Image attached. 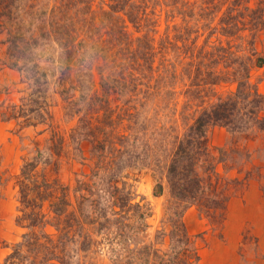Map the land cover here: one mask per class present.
Here are the masks:
<instances>
[{
  "label": "trees",
  "instance_id": "obj_1",
  "mask_svg": "<svg viewBox=\"0 0 264 264\" xmlns=\"http://www.w3.org/2000/svg\"><path fill=\"white\" fill-rule=\"evenodd\" d=\"M94 1L0 0L7 62L24 83L17 102L1 101L2 118L19 132L53 131L45 147L35 142L17 175L16 222L24 232L0 264H85L103 244L115 264H200L199 235L184 215L195 205L222 226L234 195L228 182L245 185L250 171L223 177L216 163L228 170L252 157L245 143L220 148L216 158L209 129L226 127L234 143L264 132V93L252 80L264 66L256 46L264 0H107L98 9ZM14 7L31 18L29 26L19 16L13 21ZM51 42L59 47L57 91L66 114L78 118L72 157L90 161L73 187L57 174L65 139L54 130L51 80L37 52ZM223 83L236 89L219 94ZM180 84L184 133L176 117ZM161 167L169 197L162 228L149 240L153 209L145 197L137 200L131 172ZM164 189L157 179L155 194Z\"/></svg>",
  "mask_w": 264,
  "mask_h": 264
},
{
  "label": "rangeland",
  "instance_id": "obj_2",
  "mask_svg": "<svg viewBox=\"0 0 264 264\" xmlns=\"http://www.w3.org/2000/svg\"><path fill=\"white\" fill-rule=\"evenodd\" d=\"M106 2L107 0H95L94 7L98 9ZM16 7L12 14L13 21L19 16L24 18L25 24L29 26L31 18ZM181 22L182 18L178 15L175 23L180 25ZM165 29V12L163 11L158 38ZM4 38L5 34H0V103L4 99L17 102L24 83L21 82L20 71L8 65L7 45L2 42ZM256 46L257 51L264 55V31L258 36ZM37 52L41 65L47 70L51 80L49 97L52 101L54 130L65 139L61 154L55 155L57 174L64 183L73 187L78 174L90 172V161H81L72 157L70 132L78 118L66 114V103L55 84V80L60 75L59 47L55 42H51L40 47ZM252 80L258 83L259 89L264 93V66L254 69ZM235 89L236 84L234 83H223L217 86L218 93L223 95ZM178 91L180 93L176 107L178 111L176 114L177 128L178 131L184 133L187 121L182 118L186 100L184 93L181 92L183 91L182 84L178 87ZM18 128L15 121H4L0 112V261L12 251L13 245L24 232V228L16 222L19 204L17 175L21 171L25 158L33 155L32 148L35 142L38 141L42 147H45L53 132L48 129L39 133V129L33 127L19 132ZM240 138L242 139L234 143L233 134L220 125L212 126L208 132L209 146L216 158L220 156V148H230L232 144L245 145V143L252 150V157L239 168L236 166L228 170H226L225 162L216 163L217 170L223 177L244 178L250 171V178L245 185L228 182L234 195L228 203L226 219L222 226L210 223L200 214L195 205L190 207L184 215L189 232L192 235H199L197 239L201 253L200 264H264V189L262 187L264 184V132H253L248 140L245 137ZM84 146L89 156L90 145L85 143ZM160 170L155 173L152 169L144 168L141 171L131 172V176L137 178L135 181L137 200L145 197V201H148L153 209L149 217V240H154L157 230L162 228V219L169 197L166 170L162 167ZM157 179L161 180L165 186L164 192L158 195L155 194ZM71 196L73 197L72 193ZM97 249L95 252L88 253L85 264H115L110 259V254L104 244Z\"/></svg>",
  "mask_w": 264,
  "mask_h": 264
}]
</instances>
